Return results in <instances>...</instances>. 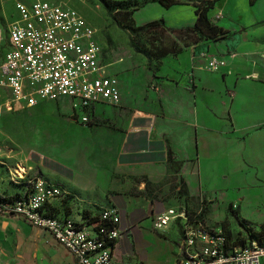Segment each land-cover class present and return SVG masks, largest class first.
<instances>
[{
    "label": "crops",
    "instance_id": "1",
    "mask_svg": "<svg viewBox=\"0 0 264 264\" xmlns=\"http://www.w3.org/2000/svg\"><path fill=\"white\" fill-rule=\"evenodd\" d=\"M207 15L230 35L165 55L152 64V71L141 55L127 65L121 57L108 62L119 101L95 104L90 121L95 116L104 124L89 128L94 132L99 127V139L111 148L107 164L98 172L72 165L43 176L69 193L45 203L46 214L91 228L102 207L118 209L117 227L124 233L111 247V264H175L179 221L158 231L152 227L154 215L169 206L197 211L201 195L216 192L208 183L213 177L246 174L254 180L263 174L264 0H217ZM16 16L17 11L11 20ZM132 19L137 25L162 19L166 26L181 27L192 25L195 14L189 4L149 2L135 9ZM203 50L221 55L226 65L207 71L198 56ZM126 70L120 79L118 73ZM130 73L132 85L126 79ZM1 155L0 195H24L26 173L12 181L7 171L19 163ZM240 203V217L264 221V213L245 214ZM0 264L78 263L43 229L17 215L0 214Z\"/></svg>",
    "mask_w": 264,
    "mask_h": 264
},
{
    "label": "built area",
    "instance_id": "2",
    "mask_svg": "<svg viewBox=\"0 0 264 264\" xmlns=\"http://www.w3.org/2000/svg\"><path fill=\"white\" fill-rule=\"evenodd\" d=\"M14 8L16 18L4 27L0 23V45L5 38L7 41L0 57V84L9 90L14 107L65 99L71 118L87 124L95 104L118 103L119 91L101 58L95 29L79 12L45 0L15 1ZM198 56L210 72L226 65V59L217 53L203 50ZM1 153L0 148V160ZM7 172L15 181L25 169L17 164ZM28 183L29 190L22 196L7 199L0 195V214L17 215L43 229L78 264H111V247L124 233L117 227L115 206L102 207L98 220L87 228L42 211L45 203L66 194L63 187L42 176ZM199 211L188 216L184 208L169 206L153 217L152 227L158 231L179 221L181 239L175 264H264V245L254 238L244 245H229L219 226L195 217Z\"/></svg>",
    "mask_w": 264,
    "mask_h": 264
},
{
    "label": "rangeland",
    "instance_id": "3",
    "mask_svg": "<svg viewBox=\"0 0 264 264\" xmlns=\"http://www.w3.org/2000/svg\"><path fill=\"white\" fill-rule=\"evenodd\" d=\"M15 1L17 0H0V23L3 27L16 14L13 8ZM45 1L67 6L79 12L95 29V37L102 51L101 58L106 64L119 57L125 59L124 65H127L128 59L133 63L137 62L141 54L130 48L128 34L111 20L97 0ZM172 39L174 36L168 33H163L161 37L163 44ZM6 46L5 38L0 47V56ZM127 72L120 71L119 78L125 79ZM131 73L130 78L126 79L132 85L135 80ZM70 114L65 99L42 101L31 107L16 108L10 101L9 90L0 84L1 152L9 154L24 167L28 180L35 176H46L50 171L62 170L72 165L79 169L92 168L98 172L100 165L108 163L112 152L111 148L106 143L102 144V140L99 139V127H95L94 132H90L89 128L93 125L100 126L104 121L94 116L88 124L81 123L72 119ZM261 151L263 152V149ZM260 171L263 174L260 178L255 176L254 180L251 175L246 174L213 177L208 183L214 185L216 192L202 194L194 208L202 204L203 213L205 217L207 214L206 219L209 223L214 226L221 225L232 233L236 232L238 226L229 209L237 211L236 214L241 219L245 218L239 216L240 202V210L245 214L252 215L256 211L258 214L264 213V169ZM237 185L241 186L239 191L236 189ZM248 221L256 228L261 223ZM263 259L264 257L261 260Z\"/></svg>",
    "mask_w": 264,
    "mask_h": 264
},
{
    "label": "trees",
    "instance_id": "4",
    "mask_svg": "<svg viewBox=\"0 0 264 264\" xmlns=\"http://www.w3.org/2000/svg\"><path fill=\"white\" fill-rule=\"evenodd\" d=\"M104 8L105 13L113 20V22L128 34V43L130 48L145 57L146 67L153 70L158 60L165 55H175L183 47L194 45L203 40L224 39L230 35L229 31L223 29L212 21L208 15V10L215 4L217 0H97ZM254 0H248L252 3ZM149 2H157L163 7H169L173 4L184 3L193 6L195 19L192 25L181 27L166 26L162 19H153L143 24L137 25L132 19V12ZM2 24V23H1ZM163 33L172 34L174 39L167 44H163L161 37ZM4 42V40H3ZM2 42V44H3ZM1 44V45H2ZM0 45V47H1ZM148 45L149 47H146ZM7 47V46H6ZM3 54V53H2ZM1 54V55H2ZM1 57V56H0ZM56 101V100H53ZM29 190V183H27ZM26 191V193H27ZM181 194L186 195V191L181 189ZM69 193L62 197L64 199ZM22 195H14L7 199L17 198ZM230 208V207H229ZM231 216L236 225L241 229H237L232 233L228 229L218 225L229 245H244L247 240L254 238L258 244L264 245V221L256 228L248 220L238 218L235 210L229 209ZM196 212V211H194ZM194 212L186 214L191 216ZM203 207L195 216L197 219L203 220ZM98 217L91 222L94 223ZM79 225V224H77ZM81 225V224H80ZM94 228V227H93Z\"/></svg>",
    "mask_w": 264,
    "mask_h": 264
}]
</instances>
